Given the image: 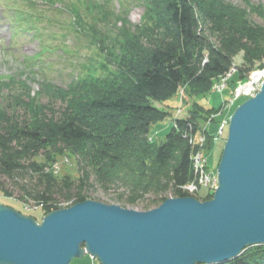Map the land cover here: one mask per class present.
<instances>
[{
    "label": "trees",
    "instance_id": "trees-1",
    "mask_svg": "<svg viewBox=\"0 0 264 264\" xmlns=\"http://www.w3.org/2000/svg\"><path fill=\"white\" fill-rule=\"evenodd\" d=\"M21 1L23 7L8 10H13L14 20L29 18L31 23L32 17L40 18L32 15L38 5L61 3ZM70 1L63 8L71 13L72 26L85 33L100 60L66 89L44 82L34 95L23 81L12 91L13 77H0V100L6 104L0 105V197L15 199L5 186L8 181L18 190L16 200H32L44 215L57 208L58 197L83 201L89 199L86 189L94 187L104 193L112 190L111 198L122 205H135L146 195L154 196L149 202L158 205L167 191L184 196L178 186L193 178L191 155L199 148L189 143V135L206 134L205 154L213 136L208 121L218 117L226 101L206 107L197 98L209 93L232 66L235 70L225 88L235 76L234 89L256 63L264 66V25L251 19L253 14L264 19V4L137 0L142 14L138 23H131L124 0L119 2L122 9H115L116 0ZM239 52L244 63L240 66L233 64ZM179 87L190 99L187 115L175 118L176 126L171 123L156 142L149 136L150 126L170 116L171 108L157 104L176 96ZM44 93L60 100L56 116L51 105L39 101ZM9 97L15 99L14 107ZM18 107L27 118L17 116ZM65 152L77 161L75 178L59 177L51 170L52 162ZM211 196L208 191L197 193L200 200ZM221 264H264V244L248 246Z\"/></svg>",
    "mask_w": 264,
    "mask_h": 264
},
{
    "label": "water",
    "instance_id": "water-1",
    "mask_svg": "<svg viewBox=\"0 0 264 264\" xmlns=\"http://www.w3.org/2000/svg\"><path fill=\"white\" fill-rule=\"evenodd\" d=\"M212 196L148 210L86 199L40 221L0 203V264H221L264 244V79L229 116Z\"/></svg>",
    "mask_w": 264,
    "mask_h": 264
},
{
    "label": "rangeland",
    "instance_id": "rangeland-1",
    "mask_svg": "<svg viewBox=\"0 0 264 264\" xmlns=\"http://www.w3.org/2000/svg\"><path fill=\"white\" fill-rule=\"evenodd\" d=\"M61 3H56L54 5H49L43 3L38 5L37 9L32 12V15H40L39 19H33V23L26 19V22H20L14 20L17 18L13 10H8V7L14 6H24L21 0H0V77L6 79L7 77H13L12 80V91L19 89V82L23 81L28 87L31 95H34L36 92L42 90V86L49 82L51 85L58 86L60 88L66 89L69 83L79 75H83L88 72V68L96 66L95 63L100 60L97 56L98 50L91 43L88 37L84 32L75 31V28L72 26L71 13L63 8V3H71L70 0H60ZM115 1V0H114ZM126 5L129 8L128 18L131 23H138L142 14V6L138 4L137 0H124ZM232 3L240 4V0H227ZM255 4L262 3L264 0H251ZM120 0H116L114 3L115 9H122V6H119ZM4 4V5H3ZM12 5V6H10ZM83 20H89L86 15L81 13ZM252 21L264 25V19L260 15L253 14L251 16ZM234 65H243L242 52H239L233 58ZM253 70L264 68L258 67V63ZM236 82V77H232V81L229 82L228 86L221 92L210 91L205 96L197 98L201 104H204L206 107L215 106L218 107L223 100H227L232 95V90ZM182 89L179 87L176 96L168 99L164 105L157 104L162 108H166V105H169L171 108L170 116L167 118L158 121L150 126L149 136L153 138L154 141L160 142L169 126L171 120L179 117H185L187 112L185 108L190 103V99L184 90V100L182 105V112L179 113L178 109V95L179 90ZM6 93V92H5ZM41 93H43L41 91ZM247 99L241 98L237 100L233 107L229 109V116L234 111L235 107L240 104L243 100ZM8 101L14 107L15 99L9 97ZM39 101L41 103H47L51 105L55 116L58 114L59 109L61 108V102L57 98H54L49 94H40ZM0 105H6L0 100ZM18 117L25 119L28 117V114L25 112L24 108H19L14 111ZM218 117L209 121L206 124L209 134H215V130L218 126V120H221L222 116L220 114ZM211 119V118H210ZM227 127L224 129V138L227 135ZM202 129L205 128L202 126ZM223 142H212L209 150H206L205 154L208 158L209 167L216 172V167L219 162L220 154L222 151ZM57 162V163H56ZM76 159L68 153L65 152L63 155L56 157V161L52 162L51 170L57 175H71L72 178L77 176V163ZM56 166L57 169L54 171L53 166ZM24 183L23 180H20ZM12 193V197L15 199H2L0 197V203H5L9 207L13 206L14 209L21 210L23 214L33 215L37 218V221H40L42 215V209L38 207L32 200L23 203L20 200H16V197L19 195L18 190L10 183L6 182L5 185ZM207 188L202 187L200 194L206 192ZM178 190L184 194V196H194L197 198V193H191L188 190H183L178 186ZM198 190V191H199ZM74 191V189H73ZM85 192V191H84ZM211 192V191H209ZM213 192V191H212ZM112 190L110 192L104 193L97 187L86 189V195L89 199L100 201L107 204H118L122 207L133 208L137 210H148L158 205L150 204L149 199L154 198L152 195H146L143 200L138 201L135 205H122L121 203L115 202L111 197ZM165 197H175L171 191H167L163 194ZM58 201L65 203L61 197L57 198ZM74 197L69 199V201H74ZM24 204V205H23ZM27 205V207H26ZM12 207V208H13ZM149 207L148 209H146ZM21 213V212H20ZM92 257L86 254L82 258L73 259L70 264H92ZM96 264L98 262L96 261Z\"/></svg>",
    "mask_w": 264,
    "mask_h": 264
},
{
    "label": "built area",
    "instance_id": "built-area-1",
    "mask_svg": "<svg viewBox=\"0 0 264 264\" xmlns=\"http://www.w3.org/2000/svg\"><path fill=\"white\" fill-rule=\"evenodd\" d=\"M235 67H231L228 72L224 75L220 76L218 81L214 82L211 88V91L221 92L226 85V80L233 73ZM264 79V68L252 70L250 71L244 80H240L235 85L232 95L229 99L223 103L221 109L217 112L216 115L220 114L222 116L221 120H219L218 128L215 134L210 138L212 142H220L223 138L224 128L228 124L229 120V109L234 105V103L240 98L251 97L255 95V93L260 89L262 81ZM179 90L178 95V109L179 113L182 112V105L184 96V88ZM213 116V115H211ZM210 119V118H209ZM209 122V121H208ZM171 123L176 126L174 119H172ZM206 134L200 133L198 135H189L188 141L190 144H197L199 148L194 151L191 155L192 167H193V179L189 182L180 185L183 190H188L191 193H198V190L202 187L207 188L206 191H213L217 186V175L216 172L212 168H208L207 162L208 158L203 152L202 146L206 142ZM57 167L54 165L53 170L55 171ZM199 190V191H200ZM27 207V205H26Z\"/></svg>",
    "mask_w": 264,
    "mask_h": 264
},
{
    "label": "bare ground",
    "instance_id": "bare-ground-1",
    "mask_svg": "<svg viewBox=\"0 0 264 264\" xmlns=\"http://www.w3.org/2000/svg\"><path fill=\"white\" fill-rule=\"evenodd\" d=\"M246 98H248V97H246ZM57 163V162H56ZM207 165H208V168H210L209 167V162H207ZM193 168V167H192ZM193 177H194V175H193ZM193 179V178H192ZM191 179V180H192ZM65 203H63V202H58L57 203V208H66V207H68V206H70V205H73L74 203L72 202V201H70V202H67V201H64ZM76 203V202H75ZM57 208H53V209H51V210H54V209H57ZM50 210V211H51ZM49 212V211H48ZM46 214V213H45ZM92 264H96V260L92 257Z\"/></svg>",
    "mask_w": 264,
    "mask_h": 264
}]
</instances>
